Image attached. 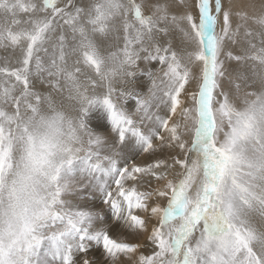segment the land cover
Returning <instances> with one entry per match:
<instances>
[{
  "label": "snow or ice",
  "instance_id": "6c2138e0",
  "mask_svg": "<svg viewBox=\"0 0 264 264\" xmlns=\"http://www.w3.org/2000/svg\"><path fill=\"white\" fill-rule=\"evenodd\" d=\"M0 50V264H264V0H0Z\"/></svg>",
  "mask_w": 264,
  "mask_h": 264
},
{
  "label": "rangeland",
  "instance_id": "374dc122",
  "mask_svg": "<svg viewBox=\"0 0 264 264\" xmlns=\"http://www.w3.org/2000/svg\"><path fill=\"white\" fill-rule=\"evenodd\" d=\"M141 80H142V82H143V84L145 86V88H144V90H145L147 88V83H148L146 81L147 78L146 77H141ZM133 105H134V101H129V107H132ZM128 154L132 155L131 153H128ZM148 157L149 156L147 154H143V155L135 154L132 158L135 159L137 163L143 164V163L148 161V159H147ZM75 199L76 200H80V201H84L88 205L94 206L97 209L104 208L106 213H107L109 222H111V213L109 211H107L106 206H104L102 204V201L99 199L98 194H96L95 197L93 196V192H92L91 188L81 190L78 193V195L75 196ZM117 234H118L117 232H113V235H117ZM101 254H102V249H100V248H93V249L90 250V255H92L94 257H97V258L103 259Z\"/></svg>",
  "mask_w": 264,
  "mask_h": 264
},
{
  "label": "bare ground",
  "instance_id": "6f19581e",
  "mask_svg": "<svg viewBox=\"0 0 264 264\" xmlns=\"http://www.w3.org/2000/svg\"><path fill=\"white\" fill-rule=\"evenodd\" d=\"M5 55V53H4V51L3 50H0V56H4ZM147 81V80H146ZM146 90V89H145ZM94 124L96 123L95 121L93 122ZM134 155H132V157H133ZM148 160L150 159L149 157L147 158Z\"/></svg>",
  "mask_w": 264,
  "mask_h": 264
}]
</instances>
